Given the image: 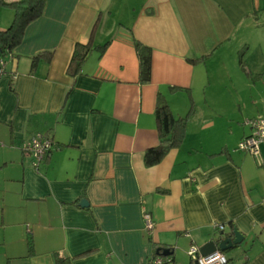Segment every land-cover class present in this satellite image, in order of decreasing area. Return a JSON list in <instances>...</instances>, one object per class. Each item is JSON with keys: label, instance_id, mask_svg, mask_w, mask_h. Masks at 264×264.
<instances>
[{"label": "crops", "instance_id": "obj_1", "mask_svg": "<svg viewBox=\"0 0 264 264\" xmlns=\"http://www.w3.org/2000/svg\"><path fill=\"white\" fill-rule=\"evenodd\" d=\"M241 2L44 0L1 55L0 264H147L163 249L192 264L189 247L218 237L220 225L243 234L226 264H264V142L258 155L238 149L252 132L246 120L264 118V62L245 59ZM0 9L3 30L14 11ZM135 41L151 48L147 83ZM77 43L90 51L71 75ZM44 52L50 59L33 64ZM205 73L223 81L208 82L213 117L196 129ZM177 97L191 104L177 116L186 117L184 137L146 166L145 151L159 144L156 107L175 116ZM36 134L52 147L35 168L22 144Z\"/></svg>", "mask_w": 264, "mask_h": 264}, {"label": "trees", "instance_id": "obj_2", "mask_svg": "<svg viewBox=\"0 0 264 264\" xmlns=\"http://www.w3.org/2000/svg\"><path fill=\"white\" fill-rule=\"evenodd\" d=\"M2 4L13 9L14 14L11 23L6 29H0V59L1 55L10 52L21 40L25 27L40 16L44 7V0H16L3 2ZM135 52L139 61V81L147 83L151 77V48L138 41L134 42ZM90 51V45H75L67 72L76 74ZM51 53L44 52L33 57L35 64L40 57L50 59ZM155 116L159 133V144L148 148L144 153V164L152 166L157 164L171 148L178 147L184 137L186 117H175L166 104L156 107ZM167 255L172 257L171 250ZM162 251V250H161Z\"/></svg>", "mask_w": 264, "mask_h": 264}, {"label": "rangeland", "instance_id": "obj_3", "mask_svg": "<svg viewBox=\"0 0 264 264\" xmlns=\"http://www.w3.org/2000/svg\"><path fill=\"white\" fill-rule=\"evenodd\" d=\"M242 5V25L240 27L239 34L244 38V40L247 41L248 45H250V49L247 55H245V59L250 60L248 62V65L252 66L253 60L257 59V62H264V55H262V52H264V0H248V3L250 5V10L247 12L245 11V3L246 0H241ZM2 19H5V13L7 10H1ZM9 18V16H8ZM3 23V22H2ZM244 48V47H243ZM244 77V76H243ZM262 81H264V75L261 76ZM258 80H260V75L257 77ZM253 79L256 80V77L253 74ZM223 81L220 79H210L208 78V75L205 73L203 75V80L200 85H198V89L195 91V97H194V114L192 113L193 121L195 128L199 129L202 126V122L206 118L207 120H210L208 116L213 117V115L210 113V109L213 108V106L209 103H204V93L206 92V89L209 87L208 82L209 81ZM261 84V85H260ZM258 89L261 91H264V84L262 82H258L257 84ZM186 97V96H184ZM185 102V100H184ZM173 111L175 113V116L177 117L178 114H181L183 116H186L188 109L190 108V103L187 104L186 107L185 103H183L182 98H175L172 99V102H170ZM192 119V118H191Z\"/></svg>", "mask_w": 264, "mask_h": 264}, {"label": "built area", "instance_id": "obj_4", "mask_svg": "<svg viewBox=\"0 0 264 264\" xmlns=\"http://www.w3.org/2000/svg\"><path fill=\"white\" fill-rule=\"evenodd\" d=\"M4 73V60L0 59V76ZM251 126L252 132L249 136L244 137L238 143V149L247 151L253 155H258L259 146L261 142H264V118L256 117L246 120ZM52 147V140L44 135L36 134L28 141L22 144L24 152L28 153L33 159V167H37L45 158L48 157L50 149ZM144 228L147 233H151L153 229V222L150 219L148 213L144 214ZM219 230L223 229V226L218 227ZM187 254L192 264H226L227 257L223 252L215 251L207 255H202L199 252V248L195 245H191L187 251ZM147 264H176L172 257L167 255L157 254L153 256Z\"/></svg>", "mask_w": 264, "mask_h": 264}, {"label": "water", "instance_id": "obj_5", "mask_svg": "<svg viewBox=\"0 0 264 264\" xmlns=\"http://www.w3.org/2000/svg\"><path fill=\"white\" fill-rule=\"evenodd\" d=\"M87 201L85 199H81L79 202L80 206H87ZM243 240V234H241L237 229H232L230 231H225L222 229L219 233L218 237H213L204 243L201 247H199V252L202 255H207L215 251L220 252H228L238 245L241 244ZM170 251L168 249H163L158 254L168 255Z\"/></svg>", "mask_w": 264, "mask_h": 264}]
</instances>
